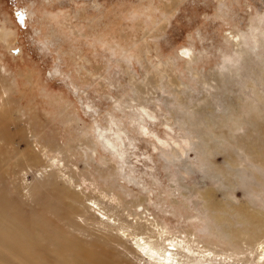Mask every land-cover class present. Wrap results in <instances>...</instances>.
I'll list each match as a JSON object with an SVG mask.
<instances>
[{"label": "rangeland", "instance_id": "1", "mask_svg": "<svg viewBox=\"0 0 264 264\" xmlns=\"http://www.w3.org/2000/svg\"><path fill=\"white\" fill-rule=\"evenodd\" d=\"M164 3L0 0V24L9 32L0 42V63L25 95L13 98L14 108L31 103L42 116L39 90H47L76 111L94 142L84 157L91 179L110 187V197L170 233L190 230L225 248L220 224L195 192L219 189L209 195L212 203L235 198L264 214V170L244 159L237 168L245 183L229 190L212 173L228 153L208 155L203 140L211 134L208 122L233 120L234 100L259 104L258 95L264 97V0H179L169 11ZM29 69L34 86L23 90L15 77ZM76 134L77 128L60 132V142ZM79 150L73 160L83 171Z\"/></svg>", "mask_w": 264, "mask_h": 264}, {"label": "bare ground", "instance_id": "2", "mask_svg": "<svg viewBox=\"0 0 264 264\" xmlns=\"http://www.w3.org/2000/svg\"><path fill=\"white\" fill-rule=\"evenodd\" d=\"M178 2L165 0L164 4L169 11ZM8 33L1 23V43ZM149 35L147 30L142 36ZM4 72L0 63V264H138L140 260L144 264H264V214L255 206L229 197L224 204H214L209 195L219 189L196 190L197 198L220 224L223 232L218 237L228 241L225 248L192 236L190 230L177 236L154 218L144 220L110 197V187L102 188L91 179L85 158L89 151L92 155L94 142L76 111L62 103L59 94L48 96L47 90H39L45 104L42 116L33 112L36 108L31 103L14 108L13 98L20 100L25 95L11 80L12 75ZM17 79L23 90H32L31 70L21 72ZM153 83L150 77L147 84ZM258 99L259 104L234 100L233 120L226 126L205 121L211 134L204 138L202 150L210 156L221 149L228 153L223 167L215 172L214 166L212 173L232 191L245 183L237 168L244 159L264 170L259 163L264 147L261 138H256L257 134L264 137V97L258 95ZM206 110L207 115L213 111ZM73 128L79 136L69 143L60 142V132ZM19 143L24 144L23 149ZM81 144L83 151L79 150ZM75 150L85 157L83 171L73 160ZM263 188L259 186V191Z\"/></svg>", "mask_w": 264, "mask_h": 264}]
</instances>
